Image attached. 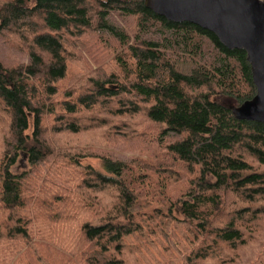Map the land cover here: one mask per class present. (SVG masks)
<instances>
[{
    "label": "trees",
    "instance_id": "trees-1",
    "mask_svg": "<svg viewBox=\"0 0 264 264\" xmlns=\"http://www.w3.org/2000/svg\"><path fill=\"white\" fill-rule=\"evenodd\" d=\"M145 1L0 0L28 57L0 58V264H264V122L232 111L257 93L247 52ZM89 34L114 44L98 67Z\"/></svg>",
    "mask_w": 264,
    "mask_h": 264
},
{
    "label": "water",
    "instance_id": "water-1",
    "mask_svg": "<svg viewBox=\"0 0 264 264\" xmlns=\"http://www.w3.org/2000/svg\"><path fill=\"white\" fill-rule=\"evenodd\" d=\"M146 7L173 22H190L214 33L228 49L245 50L256 95L233 107L239 120L264 122V1L146 0Z\"/></svg>",
    "mask_w": 264,
    "mask_h": 264
},
{
    "label": "rangeland",
    "instance_id": "rangeland-1",
    "mask_svg": "<svg viewBox=\"0 0 264 264\" xmlns=\"http://www.w3.org/2000/svg\"><path fill=\"white\" fill-rule=\"evenodd\" d=\"M264 1V0H262ZM135 20L134 19H129L128 23L126 24L127 26L134 28L135 26ZM122 25H125L124 23L121 22ZM111 42H105L103 39L99 38L96 34H89L84 41H81L77 44V51L81 53L91 64V66L98 67L101 64H104L108 62V60L112 57V55L115 52V48ZM0 58L6 60L7 62H14V61H27L28 57L26 54L23 52L17 50L16 48H13L10 43H6L5 40L0 38ZM26 159L27 156L25 155L23 158L20 160V164L17 165L14 170L15 171H21L24 166H26ZM85 163H90L94 165L97 168H101L102 165L97 159H86L84 160ZM22 167V168H21ZM173 194H176L175 190ZM260 235L264 236V227L260 228L259 233ZM256 236V235H255ZM257 237V236H256ZM253 245V244H252ZM250 245V247H254ZM256 250L262 251L263 248H257L254 247ZM258 251V252H259ZM49 254L52 255L51 259L54 261V264H65L64 261L62 260H57L58 258L55 256L52 251H49ZM29 256V255H28ZM30 260L34 262V264H39L37 263L36 259L34 256L32 258H27L25 260V264H29ZM151 258L145 257L144 259H140L143 264H149Z\"/></svg>",
    "mask_w": 264,
    "mask_h": 264
}]
</instances>
